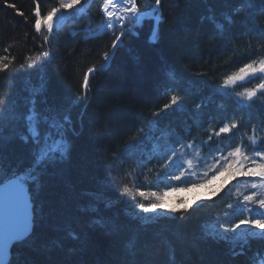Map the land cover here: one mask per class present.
I'll list each match as a JSON object with an SVG mask.
<instances>
[{"label":"trees","instance_id":"16d2710c","mask_svg":"<svg viewBox=\"0 0 264 264\" xmlns=\"http://www.w3.org/2000/svg\"><path fill=\"white\" fill-rule=\"evenodd\" d=\"M39 2L42 12L56 5V0ZM138 3L142 10L150 9L154 0ZM34 7V0H0V56L15 57L8 71L0 73V109H8L0 115V168L15 173L31 163L32 146L17 134L22 121L9 117L27 113L33 90L41 92L38 109L67 112L76 134H69L67 159L28 184L37 222L31 235L13 246L11 264H246L252 249L264 247V238L250 237L243 254L233 255L234 243L205 235L212 221H238L235 210L227 207L235 196L232 186L186 206L187 211L151 216L136 198L122 193L128 181L121 179V171L137 167L134 177L146 189V178L172 172L171 164L160 167L170 146L196 141L204 147L209 131L233 118H242L234 139L253 125L264 126V96L248 107L219 90L223 77L264 57V15L259 13L264 0L251 6L242 0H162L157 41L149 39L153 21H145L137 36L124 37L110 64L90 75L86 100L79 98L83 76L88 68L105 63L103 53L114 37L103 33L81 38V16L55 29L50 44L43 45L32 27ZM217 23L223 24L222 30ZM42 52H49L48 58ZM26 55L32 60L25 61ZM169 89L184 96L183 108L154 116L168 102ZM198 102L203 103L199 110ZM208 147L215 149L212 139ZM114 170H119V179L114 187L107 186ZM150 187L160 192L166 186L156 179ZM55 222L76 233L70 230L62 240L45 237L43 230L52 232L49 227Z\"/></svg>","mask_w":264,"mask_h":264},{"label":"snow or ice","instance_id":"6c2138e0","mask_svg":"<svg viewBox=\"0 0 264 264\" xmlns=\"http://www.w3.org/2000/svg\"><path fill=\"white\" fill-rule=\"evenodd\" d=\"M81 2L82 0H56L55 6H52L46 12H42L39 0H34V23L32 27L35 33L42 37L43 45L50 44V37L58 23L70 20L76 15L79 11L77 6L81 5ZM253 3L254 0H242V5L251 6ZM9 6L12 7V5ZM161 6L162 0H154L151 8L144 10L141 9L138 0H102L99 8L103 17L102 30L110 32L114 39L110 49L103 53L102 58L105 63L100 68H88L87 73L84 74L80 99L86 100L91 90L90 74L104 70L114 58L116 49L122 46L124 37L137 36L139 34L137 29L143 28L145 21L154 22L150 40L151 42L157 41L159 24L162 22ZM259 13L264 15V8H261ZM20 14L23 15V13ZM228 20L230 22L231 17ZM216 28L222 30L223 24L217 23ZM4 51L7 53L8 48H5ZM40 55L48 58L49 52H42ZM14 60L15 57L0 56V73L7 72ZM31 60L32 56H25V61ZM27 67L32 68L34 65L28 63ZM253 79L258 81L253 87H243L242 91H235L237 86ZM219 90H222L225 94L231 91L240 102L251 107V102H254L258 95L264 96V57L250 60L243 66L238 67L236 71L223 77ZM167 94L169 96L168 102L154 112V116H159L161 112L168 113L170 110H181L183 108V95L171 89L167 90ZM39 95H41L39 90L32 91L26 114L21 116L13 114L9 117L10 120L22 121L17 134L20 139L25 143H30L32 147L31 163L23 171L10 173L6 169L0 168V264H11L12 247L22 243L31 235L32 209L30 207L31 200L28 196V184L38 182L48 167L67 159L70 149L69 134H76L72 126L71 116L67 112L61 114L52 108L43 111L38 109L36 97ZM41 103H46V101H41ZM202 107V102L195 105L197 110ZM7 111V108L0 109V115ZM241 120L242 118L229 120L219 128L218 132L209 135L208 140L212 139V135L219 137L221 134H227L232 129H236ZM156 126V123L151 125L152 128H156ZM140 131L143 130L140 129ZM256 131L257 129L253 125V135L247 137L252 145L251 151L243 143L232 147L226 154L225 149L217 148L216 154L209 157H202L200 152L196 150L195 157L198 162L194 163L192 158L177 159L178 154L183 157V153L179 150L170 149L171 155L164 159L160 167L166 169L169 168L170 164H174L177 170L170 173L166 172L164 175L157 172V184L164 183L170 191L177 190L172 186V181H182L190 187H197L210 184L226 173L232 180L238 177L253 178L251 181L246 180V186L253 191L243 194L237 189L235 194L237 197L235 208L242 214V218L232 224L221 222L219 229L213 225L211 232L205 233L206 236H210L217 241L229 242V233L235 234L240 240L244 241H247L250 237L264 238V147H258V145L264 144V137L257 138L255 136ZM203 143L207 144L208 141ZM181 148L193 150L195 145L193 143L181 144ZM200 164H203L205 168L202 173H198L196 170ZM209 172L212 173L210 177ZM122 193L130 195L133 200L137 196L143 200H152L153 202L148 204L142 202L138 204V207L145 213L156 212L157 210H161V214L164 212L187 211V207L183 210L178 207L166 208L167 191L163 194L155 191L146 192L141 190L139 185H136L135 191H133V188L125 183L122 185ZM215 194L214 192L213 195ZM227 207L232 210L234 205L229 203ZM92 210H96L94 206ZM227 215L228 213H225V216ZM182 218L183 215H181ZM94 222L101 224L99 220ZM101 226L105 225L101 224ZM241 226H244V231L237 232L238 229H241ZM233 247H235V244H233ZM233 254L239 255L241 253L234 252ZM255 256L259 259L254 258L252 264H264V253L257 252Z\"/></svg>","mask_w":264,"mask_h":264},{"label":"rangeland","instance_id":"374dc122","mask_svg":"<svg viewBox=\"0 0 264 264\" xmlns=\"http://www.w3.org/2000/svg\"><path fill=\"white\" fill-rule=\"evenodd\" d=\"M90 1H91L90 5H92L93 7H98V10H99L100 5H101L100 0H90ZM90 1H89V3H90ZM55 4H56V2H55ZM77 7H78L79 11L76 13V15L74 17H72L73 19H76L77 17H80V15H81V16H83V19H85L83 21L86 22L87 19H89L86 17V15L87 14L92 15L94 13V12L90 11L88 6H86L85 0H82L81 5H78ZM79 12H81V13L78 15ZM102 19H103L102 13H100V18H97V15H96V19H93L94 22L92 20L87 21L86 22L87 24L85 23L84 26L88 27L90 22H92L95 25L98 24L96 26V31L100 30V32H102L101 31V29H103ZM55 27H54V30L56 29ZM97 27H98V29H97ZM89 29L91 30V28H89ZM70 31L72 32L73 29L72 30L70 29ZM153 152H154V149H153ZM149 157L150 156L148 154V158ZM136 169L138 170V168L136 167V168H133L129 172H126L127 169L125 172L121 171V175H123L122 176L123 178L121 177V179L125 180V178H126V180L128 181L129 187L133 188V191H135V186L139 183L138 180L135 179V177H134L135 173H137ZM118 173H119V170H114V172L112 174L108 175V178H107V180H108L107 184L108 185L107 186H109V184H110L112 187H114V184H116L115 180L119 179V176H120ZM129 174H131V175H129ZM156 179L151 177V176L146 178L143 181V183H145L144 185L146 186V189L142 188L141 190L146 191V192L155 191V192H158L160 194H163V192L167 191L168 195L165 198L166 208L178 207L180 209V208H184L188 205H192L194 203H197L204 198L210 197L211 195H213L214 192L216 193L219 189H222L223 187H225L224 185L230 179V177L227 176V173H226L225 175L219 176L217 179L213 180L210 184H206L205 186H197V187L181 186V187L176 188L177 190H175V191H170L169 189H163L160 192L156 191L158 189H156L155 187H153V188L150 187L152 185H156ZM115 187H117V186H115ZM157 188L160 189V187H157ZM136 199L138 200L139 203L142 202V203L148 204V203L153 202L152 200H143L139 196H137ZM132 205H133V203H132ZM133 213L135 214V212H133ZM143 213H145V212H143ZM170 213H172V212H164L163 214H170ZM163 214H161V210H157L156 212L147 213V215H151V216H154V215L157 216V215H163ZM213 225H215L216 228L219 229L220 225L217 224L216 222L212 221V223H209L206 225V231L211 232ZM220 230L222 231V229H220ZM242 231H244V226H241V229L237 230V232H242ZM228 237H229V240H231L229 242H232L236 246H239V244L236 243L238 237L235 234L229 233Z\"/></svg>","mask_w":264,"mask_h":264},{"label":"bare ground","instance_id":"6f19581e","mask_svg":"<svg viewBox=\"0 0 264 264\" xmlns=\"http://www.w3.org/2000/svg\"><path fill=\"white\" fill-rule=\"evenodd\" d=\"M89 1L90 0H85V3H86V6H88L89 7V9H90V11H92V12H94L93 13V15H94V18L93 19H96V15L98 14V13H100V11L98 10V7H93L92 5H90L91 4V1H90V3H89ZM100 2L102 3V0H100ZM80 17H81V15H80ZM79 19V17L77 18V20ZM82 19H83V17H82ZM87 19V18H86ZM83 20H85V19H83ZM87 21H90V19H87ZM86 21V22H87ZM85 22V23H86ZM87 24V23H86ZM57 25H60V23H58ZM56 25V27L55 28H57L58 26ZM98 24H94V23H92V22H90V24L88 25V27L87 26H85V27H87V29L85 30V29H82L81 31H80V33L82 34L81 36H83V37H81V38H83V39H88V38H96L97 36H93V35H91L90 34V31L92 30V29H95L96 30V26H97ZM72 26H74V24H72ZM89 28H91V30L89 29ZM74 29V28H73ZM97 29H98V27H97ZM102 30V29H101ZM75 31V30H74ZM102 31H104V30H102ZM77 31H75V33H76ZM113 36V35H112ZM114 37V36H113ZM149 39H150V37H149ZM121 47V46H120ZM124 47H126V45L124 46ZM126 52L127 51H129V49L126 47V50H125ZM116 53V52H115ZM134 53L136 54V52L134 51ZM32 229H31V232H32V230H33V228H34V225H35V222H37L36 221V219H32ZM48 223V222H47ZM46 223V225H44L45 227L47 226L48 227V225L49 224H47ZM108 223V222H107ZM113 223H115V221H113ZM50 228V230L52 231V232H48V231H46V230H43V232H42V234L46 237L48 234H50V237L53 239H56L57 237H58V239L59 240H62V239H64V236H68V235H70V230L71 231H73L74 233H76V230H73V228L72 227H70V229H69V227L67 226V225H60V223H57V222H55L54 224H52L51 225V227H49ZM25 241V240H24ZM17 245V244H16ZM35 245V244H34ZM38 245V244H37ZM37 245H35V247L37 246ZM41 245V244H40ZM15 246V245H14ZM45 247H47L48 249H50V246H45ZM13 247H12V249H11V253H13ZM40 246H38V247H36V251H37V254L39 253V254H41V252H40ZM50 250H53V249H50ZM53 253H60V250L58 251V248H56V249H54L53 250ZM25 254V253H24ZM23 254V255H24ZM38 254V255H39ZM133 264V263H132Z\"/></svg>","mask_w":264,"mask_h":264},{"label":"water","instance_id":"95a60500","mask_svg":"<svg viewBox=\"0 0 264 264\" xmlns=\"http://www.w3.org/2000/svg\"><path fill=\"white\" fill-rule=\"evenodd\" d=\"M28 187V186H27ZM28 196L30 197V200H31V204H30V207L32 209V219H34V201H33V197L29 191V188H28ZM32 227V226H31ZM32 229V228H31Z\"/></svg>","mask_w":264,"mask_h":264}]
</instances>
